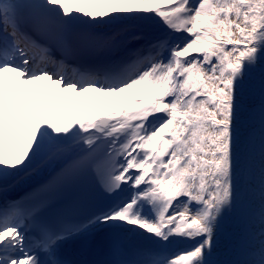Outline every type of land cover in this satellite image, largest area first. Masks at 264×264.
Listing matches in <instances>:
<instances>
[{
    "label": "snow or ice",
    "instance_id": "1",
    "mask_svg": "<svg viewBox=\"0 0 264 264\" xmlns=\"http://www.w3.org/2000/svg\"><path fill=\"white\" fill-rule=\"evenodd\" d=\"M123 21L160 34L98 31ZM262 55L264 0H0V191L40 158L55 165L29 202L0 197V264H68L62 245L100 224L151 240L132 253L113 246L106 264H212L238 194L245 79ZM68 93L100 105L69 108L79 101ZM260 111L264 126V96ZM90 173L106 195L131 194L82 223L40 219L42 193ZM175 241L187 247L170 250ZM244 264H264V229Z\"/></svg>",
    "mask_w": 264,
    "mask_h": 264
},
{
    "label": "bare ground",
    "instance_id": "2",
    "mask_svg": "<svg viewBox=\"0 0 264 264\" xmlns=\"http://www.w3.org/2000/svg\"><path fill=\"white\" fill-rule=\"evenodd\" d=\"M125 29L143 30L149 37H155L160 34L159 25L145 24L143 22H110L106 25L101 24L98 26V31L102 34H113ZM132 46L135 47V44ZM43 84L48 88L55 87L47 81L43 82ZM21 87L27 88L29 86L22 85ZM31 87L40 89V85H33ZM61 95H71L74 101H79V103L67 104L66 106L69 108L83 107L98 109L100 105L99 95L96 93H88L82 97H76L74 93ZM88 96L94 97L95 99L88 100ZM29 99L31 100V96H29ZM36 107L40 108L42 106L36 105ZM252 117L248 113L238 124L237 143H243L245 145L243 151H241L240 147L236 149L237 170H239L237 198H241L242 202H244L245 210L251 201V209L249 211L246 210L247 217L245 222H236L235 225L230 226H224V223L220 222L216 236V246L210 257L212 264H244L249 259V252L253 249V245L258 247L260 233L264 229V223L261 220V209L262 205H264V199H262L261 195V169L264 167V126H262L261 112L258 113L256 121H252ZM245 126H247L248 130L246 132L241 131ZM249 129L256 130L257 136H251ZM260 142H263L261 153L258 147ZM253 149H257L254 157L249 152ZM76 151L80 152L82 149L78 147ZM244 151L245 153H243ZM252 160H254L255 164H253L252 170L248 172V168L252 165ZM54 167L55 165L48 163L45 158L38 159L29 171L11 178L7 188L0 191V197L10 200V197L23 192L26 188L43 182L49 175L53 174ZM130 194L131 189L125 186V190L121 192L119 197H127ZM112 229L117 230L119 234L123 235L124 240L127 241V253H132L139 248L151 246V240L146 234H142V230L129 231L124 227H112L111 225L104 224L93 226L89 233L78 238L93 237L103 230L112 231ZM221 236H225V239L221 240ZM183 247H187V244L181 241H175L169 246V249L176 251Z\"/></svg>",
    "mask_w": 264,
    "mask_h": 264
},
{
    "label": "rangeland",
    "instance_id": "3",
    "mask_svg": "<svg viewBox=\"0 0 264 264\" xmlns=\"http://www.w3.org/2000/svg\"><path fill=\"white\" fill-rule=\"evenodd\" d=\"M244 87H245L246 105L250 106L251 110H249V107H246L245 111L241 115L240 121L248 113L251 114V116H253L251 118V120L256 121L258 113L261 112L260 111L261 99H262V96H264V55H262L258 66L256 68L250 70L249 74L247 75V77L245 79ZM240 121H239V123H240ZM246 130H248L247 126H245L243 129H241V131H243V132H246ZM249 134H251V136L256 137L257 131L249 129ZM262 143L263 142H260V144L258 146L260 149V153H261L262 148H263ZM244 145L245 144H243V143H241V144L237 143L236 149L238 147H240L241 151H243ZM245 151L243 153H245ZM249 152L251 153V156L254 157V155L257 153V149H253ZM243 155H245V154H243ZM253 164H255L254 160H252V165H250V167L248 168V172L252 170ZM237 171H239V170H237ZM243 203L244 202H242L241 198L236 199V203H235L234 208H232L230 211L226 212L224 217L221 220V222L224 223V226L235 225L236 222L239 223L241 221H243V222L246 221V217H247L246 210L249 211L251 209V201L248 203L246 210L244 209ZM220 239L224 240L225 236H221Z\"/></svg>",
    "mask_w": 264,
    "mask_h": 264
}]
</instances>
